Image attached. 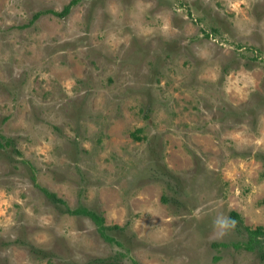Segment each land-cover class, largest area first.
<instances>
[{"label":"rangeland","instance_id":"obj_1","mask_svg":"<svg viewBox=\"0 0 264 264\" xmlns=\"http://www.w3.org/2000/svg\"><path fill=\"white\" fill-rule=\"evenodd\" d=\"M68 1L0 0V264H264V0Z\"/></svg>","mask_w":264,"mask_h":264},{"label":"trees","instance_id":"obj_2","mask_svg":"<svg viewBox=\"0 0 264 264\" xmlns=\"http://www.w3.org/2000/svg\"><path fill=\"white\" fill-rule=\"evenodd\" d=\"M77 1L78 0H69L61 7V9L59 10L47 9V11H50L58 16H63L69 11L71 5H73ZM38 13L39 12L34 13V16H36ZM131 133L134 136V138H139V136L135 134L134 132H131ZM5 141L7 142L8 139H6ZM2 143L3 142L0 141V145H2ZM42 190L46 194V196H48L53 202L57 204H64L63 199L56 196L53 192L47 190L46 188H42ZM64 210L70 213H79V214H84V215L89 216L95 223L97 231L99 232L100 235H102V237H104V239L116 240L108 232V230L109 229H119L120 226L116 223L111 224V225L104 224L102 215L96 212L95 210L85 205H82V204H78L73 208L67 207L64 204ZM238 217H239V214L237 211L232 210V209L229 211L230 219H235ZM244 228L247 233V238L244 241L245 248L252 249L254 248V246H257L258 248H260V246L262 245V239L259 236L261 234H264V227H262L261 225H255L254 227H248L245 225ZM113 263L114 261H112L108 257L101 258V257L93 256V257H90L87 261L83 262L82 264H113Z\"/></svg>","mask_w":264,"mask_h":264}]
</instances>
